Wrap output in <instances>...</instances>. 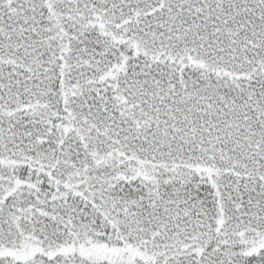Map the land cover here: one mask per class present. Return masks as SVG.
<instances>
[{
  "label": "snow or ice",
  "instance_id": "1",
  "mask_svg": "<svg viewBox=\"0 0 264 264\" xmlns=\"http://www.w3.org/2000/svg\"><path fill=\"white\" fill-rule=\"evenodd\" d=\"M0 264H264V0H0Z\"/></svg>",
  "mask_w": 264,
  "mask_h": 264
}]
</instances>
